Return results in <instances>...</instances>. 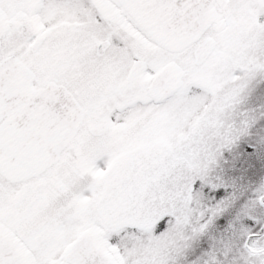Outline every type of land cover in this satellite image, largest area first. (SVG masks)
Masks as SVG:
<instances>
[{
  "label": "snow or ice",
  "instance_id": "1",
  "mask_svg": "<svg viewBox=\"0 0 264 264\" xmlns=\"http://www.w3.org/2000/svg\"><path fill=\"white\" fill-rule=\"evenodd\" d=\"M0 264H264V0H0Z\"/></svg>",
  "mask_w": 264,
  "mask_h": 264
}]
</instances>
